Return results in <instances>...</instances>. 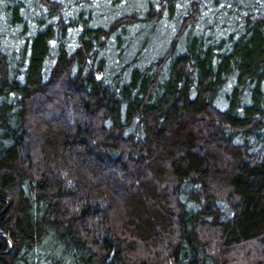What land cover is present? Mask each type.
<instances>
[{
    "label": "trees",
    "instance_id": "obj_1",
    "mask_svg": "<svg viewBox=\"0 0 264 264\" xmlns=\"http://www.w3.org/2000/svg\"><path fill=\"white\" fill-rule=\"evenodd\" d=\"M0 264H264V0H0Z\"/></svg>",
    "mask_w": 264,
    "mask_h": 264
},
{
    "label": "water",
    "instance_id": "obj_2",
    "mask_svg": "<svg viewBox=\"0 0 264 264\" xmlns=\"http://www.w3.org/2000/svg\"><path fill=\"white\" fill-rule=\"evenodd\" d=\"M1 197H3V196H1ZM4 198H5V197H4ZM3 236L9 241V243H10V248H11V246H12V241H11V239H10L9 236L6 235V234H4Z\"/></svg>",
    "mask_w": 264,
    "mask_h": 264
},
{
    "label": "rangeland",
    "instance_id": "obj_3",
    "mask_svg": "<svg viewBox=\"0 0 264 264\" xmlns=\"http://www.w3.org/2000/svg\"><path fill=\"white\" fill-rule=\"evenodd\" d=\"M156 35H157V33H156L155 36H154L155 38L158 36V35H157V36H156Z\"/></svg>",
    "mask_w": 264,
    "mask_h": 264
},
{
    "label": "bare ground",
    "instance_id": "obj_4",
    "mask_svg": "<svg viewBox=\"0 0 264 264\" xmlns=\"http://www.w3.org/2000/svg\"><path fill=\"white\" fill-rule=\"evenodd\" d=\"M9 242V241H8ZM10 244V243H9Z\"/></svg>",
    "mask_w": 264,
    "mask_h": 264
}]
</instances>
